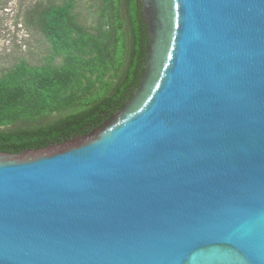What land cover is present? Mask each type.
Wrapping results in <instances>:
<instances>
[{
  "label": "water",
  "instance_id": "obj_1",
  "mask_svg": "<svg viewBox=\"0 0 264 264\" xmlns=\"http://www.w3.org/2000/svg\"><path fill=\"white\" fill-rule=\"evenodd\" d=\"M136 1L120 109L0 151V264H264V0Z\"/></svg>",
  "mask_w": 264,
  "mask_h": 264
},
{
  "label": "trees",
  "instance_id": "obj_2",
  "mask_svg": "<svg viewBox=\"0 0 264 264\" xmlns=\"http://www.w3.org/2000/svg\"><path fill=\"white\" fill-rule=\"evenodd\" d=\"M103 2L106 21L102 18L94 28L81 22L72 2L36 4L29 11L27 24L45 34L62 62L34 68L24 64L13 77H0L1 152L22 153L85 136L101 127L138 86L147 44L139 3ZM110 71L111 81L103 82ZM93 76L98 85L91 82ZM50 98L57 105L46 112ZM54 111L59 118L51 119ZM11 124L21 126L1 128Z\"/></svg>",
  "mask_w": 264,
  "mask_h": 264
},
{
  "label": "rangeland",
  "instance_id": "obj_3",
  "mask_svg": "<svg viewBox=\"0 0 264 264\" xmlns=\"http://www.w3.org/2000/svg\"><path fill=\"white\" fill-rule=\"evenodd\" d=\"M72 2L74 12L81 22L89 28H94L100 21H106L107 13L103 14V0H0V77H13L26 64L30 68L41 67L48 63L58 65L62 58H56L53 45L41 31L30 27L26 17L36 4L41 6L66 5ZM124 16V15H123ZM111 71L103 82L111 81ZM91 82L98 85L96 77H90ZM85 84V83H84ZM54 98L45 105V111L56 106ZM51 119L59 118L56 111L51 113ZM21 124L8 125L2 129H14ZM24 126V125H23Z\"/></svg>",
  "mask_w": 264,
  "mask_h": 264
}]
</instances>
